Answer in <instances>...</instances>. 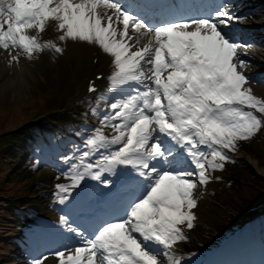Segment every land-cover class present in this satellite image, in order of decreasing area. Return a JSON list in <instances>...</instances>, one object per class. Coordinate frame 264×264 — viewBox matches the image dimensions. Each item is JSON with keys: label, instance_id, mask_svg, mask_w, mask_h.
Masks as SVG:
<instances>
[{"label": "snow or ice", "instance_id": "1", "mask_svg": "<svg viewBox=\"0 0 264 264\" xmlns=\"http://www.w3.org/2000/svg\"><path fill=\"white\" fill-rule=\"evenodd\" d=\"M134 7L122 0H0V48L9 50L11 61H18L10 51L16 48L29 59L44 49L62 53L54 40H39L50 23L61 33L59 41L94 44L113 57L109 91L119 99L100 122L116 134L109 138L96 129L86 140L89 150L70 169L72 183L57 185L58 192L69 193L85 176L101 180L103 172L115 174L117 166L130 167L148 182L126 218L105 223L92 236L69 226L82 241L74 252H55L59 264H158L161 252L169 264H182L171 249L187 239L181 226L194 227V190L209 183L208 169L223 168L217 160L230 159L221 149L234 151L237 140L264 127L252 111L264 114V99L246 87L248 78L238 70L246 66L239 50L249 46L221 28L238 19L226 5L158 24L148 15L161 7L158 0L139 12ZM163 137L184 154L166 147ZM67 199L60 196L59 202ZM61 222L67 224L66 218Z\"/></svg>", "mask_w": 264, "mask_h": 264}, {"label": "rangeland", "instance_id": "2", "mask_svg": "<svg viewBox=\"0 0 264 264\" xmlns=\"http://www.w3.org/2000/svg\"><path fill=\"white\" fill-rule=\"evenodd\" d=\"M36 70L38 71V68H36ZM61 74L62 73L59 72L60 76ZM32 77V75L28 76V86H22L21 89L18 88L17 84L13 86L6 83L9 78L16 79L15 72L9 78L6 76L2 78L5 82L0 83V144L3 142L5 144H8L7 139L4 138L1 140V138L5 136V134H16V131L20 128L23 122L34 119L39 114H42L44 111V104L46 100L52 96L51 90L48 89L50 88L48 86V83L40 81L43 78L34 77V79H32ZM60 78L61 77L59 76L57 77L58 80ZM48 80L49 79L46 78V81ZM70 80L71 77L66 83L67 86L65 88H63V85L61 87L59 105H66L70 103L72 98L76 96L75 93L77 94L76 86L72 87L69 85ZM40 82H43L41 87ZM67 87L70 88L66 89ZM262 143L264 144V140ZM8 151L9 149H7L6 151V147L0 149V209L4 207L5 203L11 202L26 195L27 200L35 198L30 197L32 194H34V192H32L30 188V180L32 179H27L21 176L16 170H14V165H10V161L9 163H7V160L3 158L4 156H6ZM237 156L240 163L239 165L244 169H249L248 171H250L251 173H254L252 167H249V165L245 163V159H247L246 152L243 150ZM257 166L259 167L261 165ZM262 167L264 168V166ZM13 171L15 172V176H13ZM228 173L232 175L231 170H228ZM260 175H262L261 177L264 178V174L260 173ZM232 177L236 180L233 175ZM252 180L254 179H250L244 184V186L247 185L249 188L248 194H250L253 189H256V185L254 182H252ZM200 209L204 210V207H200ZM223 214L226 215L228 214V212L224 211V213H222L221 215ZM4 216L6 215L2 214V211L0 210V242L4 237L3 231L5 230V228L2 226L4 224ZM207 217L209 219L212 218L211 214H209V216ZM204 231L205 230H202L201 234H206ZM209 234H211V231ZM3 253L4 250L0 247V260L1 258H4Z\"/></svg>", "mask_w": 264, "mask_h": 264}, {"label": "bare ground", "instance_id": "3", "mask_svg": "<svg viewBox=\"0 0 264 264\" xmlns=\"http://www.w3.org/2000/svg\"><path fill=\"white\" fill-rule=\"evenodd\" d=\"M257 21L260 23H263L264 16L258 18ZM235 22L244 24V22L238 21V20H235ZM66 51H67L66 53L67 59H74L77 61L76 69H75L74 76H73V81L76 83V85L81 90L86 83V80H85L86 77L92 73L93 69H96L97 67H99L97 63L92 64L90 61L91 53L94 50L91 48L85 47V46L68 45ZM96 56L98 57V61L99 59H101V62H105L106 58L100 56L98 52H96ZM25 66L26 67H24L22 70L19 69L17 72H15L16 79L8 77L9 79L7 80L6 83L11 84L13 86L17 84L19 89H21L22 86H25V87L28 86L29 84L28 76L32 75L34 77V73L37 72L36 68L39 67V64L36 63V64H31L29 66L27 65ZM7 72L8 70L3 65V63L0 61V78H4ZM246 162L249 163L253 167V169L258 170L256 163L254 161H252L251 159H247Z\"/></svg>", "mask_w": 264, "mask_h": 264}]
</instances>
